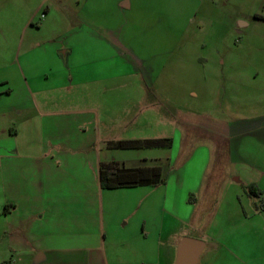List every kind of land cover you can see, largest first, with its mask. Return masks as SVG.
Masks as SVG:
<instances>
[{"label":"rangeland","instance_id":"obj_1","mask_svg":"<svg viewBox=\"0 0 264 264\" xmlns=\"http://www.w3.org/2000/svg\"><path fill=\"white\" fill-rule=\"evenodd\" d=\"M26 83L28 92L59 102L56 110L99 112L100 162L165 170L159 186L109 192L107 244L117 242L126 256L130 249L149 255L162 238L161 264H168L176 256L171 244L185 234L209 245L196 264H264V0H0V109L21 99ZM150 88L160 102L156 114L148 109ZM177 112L229 123V171L208 199L201 187L212 128L186 134ZM153 115L162 119L155 126ZM21 120L0 112V145L9 143L2 130ZM35 123L49 130L61 119ZM158 138L171 139L172 146H107ZM5 166L0 164V264H32L16 261L26 251L21 245L11 252L8 224L15 217L5 213L11 203ZM251 185L261 196L249 194ZM194 207H204L201 228L189 227ZM138 233L146 236L141 245L132 238Z\"/></svg>","mask_w":264,"mask_h":264},{"label":"crops","instance_id":"obj_2","mask_svg":"<svg viewBox=\"0 0 264 264\" xmlns=\"http://www.w3.org/2000/svg\"><path fill=\"white\" fill-rule=\"evenodd\" d=\"M28 89L26 83L27 91L21 99L17 98L12 105L0 109L4 114L22 117V122L15 128L8 126L2 130L7 137L5 142L9 143L0 145L1 168L2 163H6L5 171L10 173L11 203L9 208H5V213L6 216L15 217L8 224L13 243L11 252L20 250V245L26 248V251L18 252L16 261L23 263L33 260L32 264H161L162 238L153 242L149 255L130 249L129 256H126L117 249V242L108 241L107 244L110 207L106 206L111 196L108 194L133 188L110 190L100 187L99 167L102 162L99 160V112L95 109L56 110L55 106L59 102L52 96L40 97L44 92H28ZM148 90L152 96L148 100V109L156 114L160 102L153 97L152 89ZM12 91L13 88H10L5 96L10 97ZM35 94L39 100L33 97ZM176 116L186 134L202 125L212 128L214 145H210L211 161L201 187L203 199H208V194L229 171V123L183 112H177ZM55 117L61 119V124L50 126L49 130H42V126L38 127L35 123L40 118ZM151 118L153 126L162 121L161 117L154 115ZM31 125L33 130H27ZM89 126L93 133L90 137L84 135ZM127 127L130 125L127 124ZM47 131L50 134L46 135ZM28 132H32L35 137L27 139L24 133ZM120 138L129 139L122 134ZM188 138L185 135V141ZM83 164L89 170L86 174L83 173ZM1 180V188H4L3 177ZM105 202H108L106 206ZM203 211L204 207H194L193 221L188 222L190 228H201ZM129 215L124 214L122 221H126ZM260 226L264 231V223ZM256 229L259 230L258 226ZM138 234H133L132 238L141 245L146 241V236ZM186 236H176L175 243L173 241L171 244L173 247L175 244V251ZM170 237L174 240V234ZM203 243L204 250L208 249L209 245ZM35 244L38 246H33ZM174 262L172 257L168 264Z\"/></svg>","mask_w":264,"mask_h":264},{"label":"trees","instance_id":"obj_3","mask_svg":"<svg viewBox=\"0 0 264 264\" xmlns=\"http://www.w3.org/2000/svg\"><path fill=\"white\" fill-rule=\"evenodd\" d=\"M110 149H142V148H170L172 140L137 139L109 142ZM165 170L159 164L139 166L135 168L119 167L116 163H102L99 167V183L102 189H122L135 187H154L165 183ZM249 194L261 196V192L254 185L248 187ZM264 208V207H262Z\"/></svg>","mask_w":264,"mask_h":264},{"label":"water","instance_id":"obj_4","mask_svg":"<svg viewBox=\"0 0 264 264\" xmlns=\"http://www.w3.org/2000/svg\"><path fill=\"white\" fill-rule=\"evenodd\" d=\"M204 247V243L200 240L183 238L177 245L174 264H196Z\"/></svg>","mask_w":264,"mask_h":264}]
</instances>
